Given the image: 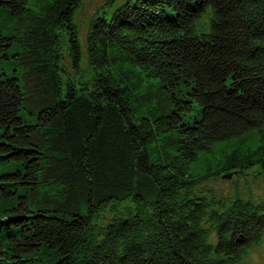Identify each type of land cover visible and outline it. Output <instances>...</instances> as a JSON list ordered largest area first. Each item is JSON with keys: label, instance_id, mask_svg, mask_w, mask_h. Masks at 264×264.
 <instances>
[{"label": "trees", "instance_id": "1", "mask_svg": "<svg viewBox=\"0 0 264 264\" xmlns=\"http://www.w3.org/2000/svg\"><path fill=\"white\" fill-rule=\"evenodd\" d=\"M83 2L0 0V62L22 66L0 74V264H245L264 195L203 181L239 159L264 175V0H104L84 36Z\"/></svg>", "mask_w": 264, "mask_h": 264}, {"label": "rangeland", "instance_id": "2", "mask_svg": "<svg viewBox=\"0 0 264 264\" xmlns=\"http://www.w3.org/2000/svg\"><path fill=\"white\" fill-rule=\"evenodd\" d=\"M104 0H84L83 8L78 12L77 19L82 21L80 26L81 34L85 35L86 20L89 18L90 13L99 4L103 3ZM3 15H0V24ZM2 25V24H1ZM84 45V40H83ZM62 53L64 56V61L66 66L70 69L65 45L62 47ZM85 62L83 63V66ZM22 66H15L12 62L4 59L0 62V74L2 77L17 75L20 77V83H22ZM17 69V71H15ZM6 74V75H4ZM199 105H196L195 110L191 113L188 120L191 122L195 117L201 115V110ZM21 113L24 115L25 119L32 121L34 118L31 117L25 109H22ZM264 131V130H263ZM261 133L254 130L248 132L245 135L242 134L239 137H232L230 141L223 142H213L212 147L208 151H204L199 154L196 160H191L188 163V168H186L189 176L192 177H202L205 174L211 172L212 170H217L225 161L226 157L231 153H236L238 156H244V153L250 149H258ZM238 170H233L230 175L224 174L218 175L216 173L212 176H208L205 184L209 185L212 190L207 187L210 191H207L206 195L210 197L214 195L215 197H223L226 202L235 196L242 198H251L256 201L264 195V175L258 172V162H252L246 164L245 167L241 168V165L245 164L246 161L239 159L236 161ZM8 171L6 168H0V174ZM214 239V236H213ZM245 264H264V238H262L261 245H256L249 250V253L244 259Z\"/></svg>", "mask_w": 264, "mask_h": 264}]
</instances>
